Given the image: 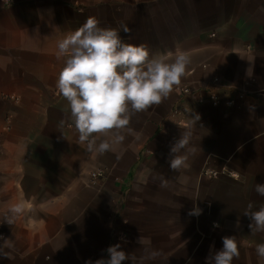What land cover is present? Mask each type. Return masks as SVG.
Segmentation results:
<instances>
[{
	"label": "crops",
	"instance_id": "crops-1",
	"mask_svg": "<svg viewBox=\"0 0 264 264\" xmlns=\"http://www.w3.org/2000/svg\"><path fill=\"white\" fill-rule=\"evenodd\" d=\"M90 16L150 54L190 57L180 85L131 114L132 133L102 156L80 142L56 86L58 42ZM196 114L195 154L172 171L170 146ZM101 167L108 178L91 186ZM256 183H264V0H0V214L26 205L12 225L0 223L15 245L0 264H85L113 244L136 251L140 235L161 251L149 264H205L225 235L237 238L232 264H264L255 251L264 232L251 233L242 214L264 203ZM194 205L199 216L188 214Z\"/></svg>",
	"mask_w": 264,
	"mask_h": 264
},
{
	"label": "clouds",
	"instance_id": "clouds-1",
	"mask_svg": "<svg viewBox=\"0 0 264 264\" xmlns=\"http://www.w3.org/2000/svg\"><path fill=\"white\" fill-rule=\"evenodd\" d=\"M99 20L90 16L70 35L58 42V58L64 57V65L57 79L58 92L69 105L70 119L79 133L80 142L87 143V151L104 155L112 151L113 144L124 141L123 130L129 134L131 114L148 110L159 105L163 98L172 93L174 86L181 83L190 57L183 51L169 60L159 53L150 54L145 44L126 43L120 30L113 27H100ZM122 30L130 29L125 25ZM191 124L181 131L180 137L170 146L169 167L179 171L187 166L189 155L195 154L191 146L192 127L200 116L189 118ZM65 121L61 119L60 127ZM94 134H102L97 140ZM111 134L113 139L106 137ZM137 139L139 137L137 136ZM159 187H168L169 181L163 173L159 174ZM255 192L264 197V183H256ZM26 211L24 202H18L0 214V223L12 225L14 220ZM202 209L194 205L189 215L199 216ZM250 223L248 228L253 234L264 232V203L258 209L249 202L244 212ZM237 222V226H238ZM213 227H219L214 224ZM222 247L209 246L205 264H232L239 257L236 235H225ZM137 244L141 247L131 253L122 249L120 243L110 245L104 251L107 257L94 262L89 259L85 264H149L161 257V251L152 246L150 237L140 235ZM14 240L0 235V258L11 260ZM257 257L264 259V243L255 248Z\"/></svg>",
	"mask_w": 264,
	"mask_h": 264
},
{
	"label": "built area",
	"instance_id": "built-area-1",
	"mask_svg": "<svg viewBox=\"0 0 264 264\" xmlns=\"http://www.w3.org/2000/svg\"><path fill=\"white\" fill-rule=\"evenodd\" d=\"M181 91L184 94L192 95V91L189 90V89H182ZM109 171H110L109 168L101 167V168L91 172V174H90V185L94 186V187L99 186V184L102 181H104V180H106L108 178ZM206 175L215 176L216 173L215 172H206Z\"/></svg>",
	"mask_w": 264,
	"mask_h": 264
}]
</instances>
